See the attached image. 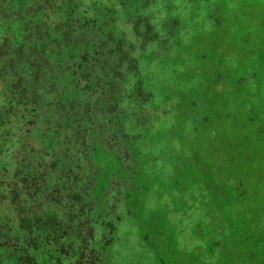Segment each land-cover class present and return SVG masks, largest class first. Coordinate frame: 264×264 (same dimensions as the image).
<instances>
[{
	"label": "rangeland",
	"instance_id": "374dc122",
	"mask_svg": "<svg viewBox=\"0 0 264 264\" xmlns=\"http://www.w3.org/2000/svg\"><path fill=\"white\" fill-rule=\"evenodd\" d=\"M56 1L0 0V264H264V0ZM69 25L109 69L70 68ZM96 118L142 142L81 179L52 146Z\"/></svg>",
	"mask_w": 264,
	"mask_h": 264
},
{
	"label": "trees",
	"instance_id": "16d2710c",
	"mask_svg": "<svg viewBox=\"0 0 264 264\" xmlns=\"http://www.w3.org/2000/svg\"><path fill=\"white\" fill-rule=\"evenodd\" d=\"M53 2H57V1L53 0ZM60 3L62 4V0L59 2V4ZM65 7L72 12V8L74 6L72 7L65 6ZM71 14L72 13H68V15H71ZM67 21L70 22V20H67ZM89 21H91V24H92L91 25L92 34L89 35L91 36L89 37V40H92V39H95V37H97V31L102 30L101 28L102 25L97 26L96 20H94V18ZM64 25L65 27L67 26V24H64ZM108 25H109V29H107L108 33L103 35V38H105L107 42L112 41L113 49L118 50V53L120 54L124 53V57H125V55L128 53V49H125V50L121 49L123 39L118 38V36H116L117 26L115 24L111 25V22ZM79 26L77 27V29H81V27ZM105 27H108V26H105ZM73 28L74 27L69 25L67 32L63 30V38H65V43L63 46L64 49H66L73 43V48L68 49L70 52L74 51V54L70 56L75 57L74 60H72V66H70V68L72 69L73 66L76 68H80L83 64H85V66L89 65L90 67L97 68L98 67L97 61H98L99 64L102 63L103 67H107L109 69L110 64H109L108 56L103 55L100 58V55H102L101 53H103V48L105 46L102 42H98V44L96 42L95 44H92L90 46L89 44L90 42L86 41L85 44L83 45V50H82L83 54L80 55L79 52L76 53L77 50H75V47L77 46V43L73 42L70 39V35H69L70 31L73 32L72 30ZM119 37H124V34H119ZM126 59H127V55H126ZM74 71L79 72L77 69ZM82 72L83 73L81 75V78L84 77V79H88L90 74L85 73V70H82ZM106 75L107 74H105V76ZM112 75L113 74L108 75L107 77L104 78L107 80V83H109V81L112 80L113 78ZM96 83L97 82H94L93 80H89V82L87 80L85 85L81 87V92L85 90V93H83L84 94L83 96H86L88 91H90L91 96H93V94L95 93L94 88L97 87ZM121 93H122L121 86L119 87L117 86L116 88L112 90V94H110L107 98H104V97L98 98L97 96H94L92 99L91 98L86 99L88 97H85V100L82 104L84 114L86 113V111L88 113L92 111L108 112V109L112 107L110 99H113V100L116 99L117 97L122 95ZM75 102H76L75 100L64 102L63 104H61L62 110L71 111L72 108L74 109L73 104ZM104 108H106V110H104ZM90 114H91V117L93 118L95 117L94 113H90ZM69 117L70 115L68 116V118ZM131 124L136 125V123H129L124 118H121V120L118 118V120L113 125H111L110 121L99 122V118H96L95 122L92 121V123L90 124V128H86L82 130L80 133L78 132V136L76 137V140L69 138L67 147H65L64 145L65 143H61L62 150H55L54 148L58 146V144L54 143L52 146L53 151L63 153V158H62L63 164L62 165H63L64 171L67 170L68 173H72V174H74L75 172V175H81L82 176L81 179H84L83 176H85V178L88 177V171L92 169V162L89 157V151L92 149V147L108 146L106 149L109 152L114 153L116 156L123 155L125 157H132L134 156V154H136V150L138 149L139 144L142 141L141 140L136 141L137 139L134 138L133 136L124 135L125 133L123 134V131L126 132L128 128L127 126ZM57 158H58V155H56V157L53 160V166H55L57 161L59 160ZM73 166L76 167L77 172L75 170L73 172L72 170Z\"/></svg>",
	"mask_w": 264,
	"mask_h": 264
}]
</instances>
